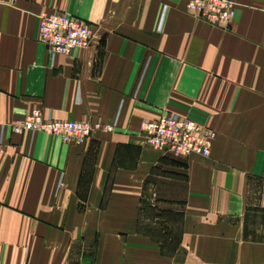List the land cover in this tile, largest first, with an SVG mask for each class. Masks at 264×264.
Masks as SVG:
<instances>
[{
  "label": "crops",
  "instance_id": "0c3cea01",
  "mask_svg": "<svg viewBox=\"0 0 264 264\" xmlns=\"http://www.w3.org/2000/svg\"><path fill=\"white\" fill-rule=\"evenodd\" d=\"M189 1L0 0V264H264V0H235L228 27ZM45 10L90 43L52 53ZM35 109L116 126L13 133ZM164 113L213 129L210 155L148 145Z\"/></svg>",
  "mask_w": 264,
  "mask_h": 264
},
{
  "label": "built area",
  "instance_id": "2783aa9c",
  "mask_svg": "<svg viewBox=\"0 0 264 264\" xmlns=\"http://www.w3.org/2000/svg\"><path fill=\"white\" fill-rule=\"evenodd\" d=\"M235 0H190L188 9L207 23L228 27L236 14ZM39 39L54 54H69L87 46L92 37L90 25L83 19L57 10H45L38 14ZM116 123L91 124L81 120H60L44 116L35 109L17 118L11 124L13 133L45 131L60 137L65 142H83L94 128L113 131ZM2 135L5 125L1 126ZM140 132L148 145L176 157L192 154L209 156L216 136L210 127L191 118L164 113L157 119L141 122ZM2 139V138H1Z\"/></svg>",
  "mask_w": 264,
  "mask_h": 264
},
{
  "label": "rangeland",
  "instance_id": "374dc122",
  "mask_svg": "<svg viewBox=\"0 0 264 264\" xmlns=\"http://www.w3.org/2000/svg\"><path fill=\"white\" fill-rule=\"evenodd\" d=\"M154 147V146H153ZM159 149V148H158ZM148 216L149 215H155V210L151 207H147L145 208V211H144ZM176 220L179 222V217L176 218Z\"/></svg>",
  "mask_w": 264,
  "mask_h": 264
}]
</instances>
